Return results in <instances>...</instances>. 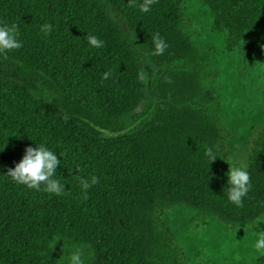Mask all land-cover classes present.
<instances>
[{"label": "trees", "instance_id": "trees-1", "mask_svg": "<svg viewBox=\"0 0 264 264\" xmlns=\"http://www.w3.org/2000/svg\"><path fill=\"white\" fill-rule=\"evenodd\" d=\"M191 1L140 13L142 0H0L22 41L0 56V264H66L76 247L85 264H264L251 251L264 232V0H195L207 37ZM253 102L255 119L235 127ZM244 134L250 187L236 207L223 144ZM41 142L60 159L61 196L5 178ZM93 175L82 193L76 177Z\"/></svg>", "mask_w": 264, "mask_h": 264}, {"label": "clouds", "instance_id": "clouds-1", "mask_svg": "<svg viewBox=\"0 0 264 264\" xmlns=\"http://www.w3.org/2000/svg\"><path fill=\"white\" fill-rule=\"evenodd\" d=\"M129 7L136 4V0H127ZM154 0H142L138 5L140 13L149 11L150 5ZM51 25L48 23L41 24L39 31L47 36L51 31ZM86 43L90 48L99 49L103 47L104 41L98 39L95 35H87ZM22 46V41L19 39V31L15 23L0 24V56H5L8 52L19 49ZM167 44L159 36L153 34L152 49L150 55H161ZM261 51L264 52V45H260ZM109 72L105 71L102 78H107ZM4 147V145H3ZM0 147V150L3 149ZM57 153L44 143H36L35 148L27 146L24 148L22 158L14 167L9 168L5 174V178L9 179L16 185H22L29 190L43 191L47 194L61 196L65 194V184L55 178L57 166L60 164V159L57 158ZM60 156V155H59ZM203 156L209 166V162L217 156L214 149L207 147L203 151ZM226 199L236 207L242 205V198L247 194L249 184V174L245 167L233 165L228 168L226 173ZM82 193H87V190L97 182L96 176L85 178L83 176L76 177ZM209 178V177H208ZM86 198V195H85ZM252 257L254 259L264 256V232L256 235L254 242L251 244ZM63 264V262H62ZM66 264H85V257L80 248L76 247L69 251L66 256Z\"/></svg>", "mask_w": 264, "mask_h": 264}, {"label": "rangeland", "instance_id": "rangeland-1", "mask_svg": "<svg viewBox=\"0 0 264 264\" xmlns=\"http://www.w3.org/2000/svg\"><path fill=\"white\" fill-rule=\"evenodd\" d=\"M189 6L192 8L191 10L188 11V15L190 17V21L192 25L200 29L203 36L207 37L211 31L209 29L208 17L205 12V9L201 5H198V3L195 0H192ZM209 37L212 38L213 36H209ZM261 94H263V91H261ZM256 108H257L256 102H253L250 105L247 104L245 111L242 113L244 115V118H243L244 121L240 120L239 124H237L235 127L239 125V127L242 128L244 127L246 123L251 122V120L255 119L256 115L258 114V111ZM232 111L234 112H231V114L229 113L230 120L233 119V113H235L236 111H242V110L234 109ZM256 124L260 125V122ZM249 141H250V137H248L245 134L242 137V142L237 145H236L237 141H234L231 137H230V140L226 139L224 141L223 164L226 169L225 168L223 169L226 172L228 171V168L233 165L239 166V165H243L246 163L247 154H248L246 150V147H247L246 144L247 143L249 144ZM179 215H180L178 217L179 219L181 217H184V215L182 214H179ZM184 219L187 220V218H184ZM182 221L176 220V226L179 224V222L181 223ZM190 224L191 226L187 228L188 230H185L188 232V235L192 234L190 236L194 235L196 237L197 236L196 232H198V230L200 229H204V228L199 227L197 223L194 221ZM177 243L179 242L177 241ZM197 262L198 261H195V264H197Z\"/></svg>", "mask_w": 264, "mask_h": 264}]
</instances>
